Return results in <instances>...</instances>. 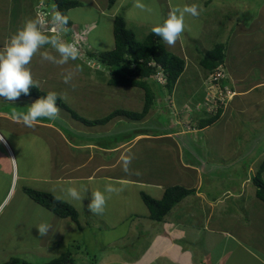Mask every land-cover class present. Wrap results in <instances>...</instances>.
I'll list each match as a JSON object with an SVG mask.
<instances>
[{"label":"rangeland","instance_id":"obj_1","mask_svg":"<svg viewBox=\"0 0 264 264\" xmlns=\"http://www.w3.org/2000/svg\"><path fill=\"white\" fill-rule=\"evenodd\" d=\"M142 2L150 7L152 11H141L133 6L128 11H122L118 14V16L123 18L126 16L127 19H124L126 27L135 34L139 41H144L147 38V34L152 32L153 25L162 22L171 7L196 5L199 10V16H185L186 27L179 39V42H181L179 48L183 46L189 52L190 50H196V57H199L195 58V60H198L203 58L214 47L225 45L228 51H226L224 63L229 69L224 71L234 73L232 77L230 76L231 79L229 78L231 83L224 90L216 92L213 86L218 82L213 81L212 84L210 76L212 73L206 72L201 67H199L201 69L197 70L187 68L172 93L164 89V95L156 97L155 105L151 109V115H148L140 122H132L123 118L122 122L119 121L117 124L115 122L116 125L110 122L111 124L108 127L102 125L85 126L74 120L68 112L60 109L59 120L57 119L56 125L62 124V130L65 131L66 138L73 142H79L84 147L83 152L85 155L81 154L82 150H80V154L77 153L79 158H83L82 163L86 164L85 169L80 173L90 175L89 170L93 169V166L96 169L109 165L106 169L110 168L109 171L100 169V172H96L93 182H75L70 185V187H75L80 191L83 197L81 202L72 199L67 194L69 187L62 188L60 184L57 186L54 182L41 180V178L49 179L52 177V168L46 163L52 152L50 144H47V147L45 144L44 147L41 142L42 138L41 141L37 142L35 134L32 133H24V135L20 136L18 139L21 147L16 148L19 178L16 177L12 180V175L11 173L9 174L10 170L6 167V162L3 160L0 162V205L2 206L0 209V236L7 235L1 237L0 248L5 258L9 257L10 254L15 255L17 253L12 250L13 248H22L20 246L29 242L31 243V250L26 260L31 262L42 259L39 260V263H42L47 261L45 259L58 258L62 248L66 245L63 254L71 253V260L75 264H168L165 256L167 254L170 256V250L165 239L169 235L172 237L173 233L170 229L169 232L162 229L163 223L161 227L159 225L157 230L154 231L153 227L156 228L158 224L150 220V212L144 204L141 194L146 193L153 198L158 197L161 191L157 190L155 186L148 185L149 183H162L168 177H171V181L183 179L181 170L183 168L179 164L178 157L180 152L177 153L178 149H176L177 142L182 144L183 139L180 135L177 136L170 133L178 129L179 132L184 131V134L190 135L194 141L190 147L184 144L182 153L183 164L193 158L192 152L196 154L199 161H202L203 157L207 155V137L200 134L194 137L192 131L198 128V123L201 119L213 116L219 108L223 109V114L231 113L230 101L232 99H228L230 92L227 91L244 92L251 101L253 98H258L260 99L259 102H261L260 91H253L255 88L251 89L250 87L255 85L253 82H257L259 79L260 82L263 81L262 70L248 69L247 71L246 69H240L234 71L230 67L233 66L234 62L238 63L240 61L238 55L241 54L244 47H250L253 44V40L259 38H251L246 35L257 36L250 33L257 30L264 35V29H262L264 28V0H216V3L211 4L213 12H208V14H205L203 6H198L199 2L197 0H142ZM220 3L222 4L221 10ZM9 4L11 3L7 1L5 7L0 11L5 10L4 12L8 14ZM108 5L109 1L106 6ZM11 7L12 4L10 9ZM23 8H20V14ZM94 10L95 6L91 0H81V6L68 11L66 17L73 25L76 23L81 31L86 32V44L90 47L89 52L96 57L100 53L111 51L115 48V37L114 20L107 17L99 18ZM15 19L13 21L14 31L22 25L21 19ZM139 23L141 24L139 25ZM87 24L89 25L85 26ZM94 25L97 26L95 27ZM48 33L50 32H46V34ZM185 33L189 34V41L184 38ZM259 39L262 40V38ZM63 40L68 41V39ZM69 40L71 41L72 39L69 38ZM161 42L168 51H175L176 46L169 47L163 40ZM46 50L48 53L56 55L51 46L47 45ZM260 51L263 53L255 51L252 59H250L252 61L263 60L264 51ZM194 65L195 63L192 62V66ZM234 65L236 64L234 63ZM98 66L95 61H82L78 58L74 61L70 60L64 65H56L43 59L39 54L35 65H33V61L28 65L33 79L38 83L37 87L40 90L59 95L74 112L88 120L104 118L117 109L142 110L144 105L143 91L136 88L110 86L109 72H104V68L101 70ZM69 72L73 74V77L71 82L66 84L63 76ZM200 72L202 75H200ZM206 84L209 86H205ZM156 93L159 92L156 90ZM193 95L194 98H192ZM168 96L169 99H167ZM236 98L241 100L240 97ZM28 99V101H25L26 103L15 102L14 104L5 99H0V111L1 109L7 111L14 117L26 114L28 106L34 102L33 100H36ZM192 99H195V101ZM174 107L177 109H174ZM231 108L233 109L231 113L233 119H236L235 122L239 125L237 132L242 135V139H245V141L241 140V142L247 144L248 147L245 149L246 156L244 155L242 159L237 161L233 173L224 166L222 171L223 179L216 180V172L221 174L220 171L216 170V167H212V169L206 168L209 178L213 181L211 180L207 183L205 190L206 192L210 191L209 194L213 195L223 191L222 184L224 188L232 190L238 184L240 177L247 173L249 162L263 155L261 152L264 150V128L262 131L251 129H254L255 126L258 128L263 127L264 108H259L250 115L241 117L237 116L239 112L235 108ZM5 120L3 119L2 121L6 124ZM110 130L113 131L111 134L108 132ZM135 135L147 137L137 138L131 147L120 149V151L103 150V146H116L126 139L134 138ZM212 135V138L217 136L215 134ZM247 138L249 140H246ZM65 148L67 149L66 146ZM77 155H71L67 161L79 164ZM122 155H130L132 157L128 172L122 169L120 160ZM59 158L60 156L58 155V163L63 161ZM249 158L251 159L249 160ZM62 159H64L63 156ZM263 159L261 160L263 161ZM261 160L257 163V169L262 163ZM23 176H27V179L23 178ZM103 176L105 179L101 180L103 178L100 179L99 177ZM109 177L113 179H115L114 177H118V179L128 178L127 180L130 181L126 183L111 182L108 180ZM68 178L72 181L75 175L72 173V175H68ZM136 179L137 182L145 184L131 182ZM106 184H111L120 189V191L112 194L105 193L107 197L105 211L99 215L93 214L87 207L91 202V193L95 190L103 191ZM23 188L49 192L65 202H72V206L79 213L81 228L69 218H61L64 220V222L62 221V230L68 229L69 232H64L59 227L57 229L54 227L52 231L49 230L51 232L47 236H40L38 228L35 226L43 222L50 224L52 217L45 213V210H47L45 208L42 209L41 216L38 215V207H36L38 204L23 192ZM161 188L164 189L163 186ZM8 193L9 196L7 197ZM189 200H192V198L190 197ZM182 206L183 203L179 208ZM179 208L177 207L175 211L173 209L172 212L177 214ZM51 214L55 216V214ZM28 215H30L32 220L24 232L23 226L27 224ZM181 217L183 218V216ZM11 224L16 227L20 226V229L16 230L19 235L11 236L7 234L6 226ZM101 227L103 231H105V228L110 230L106 233L107 235L110 233L109 236H113L112 239H117L116 236L124 238L126 234L129 237L126 240H122V244L114 246V249L107 251L108 249H104L106 248L104 241L107 238L105 234L102 235ZM158 231L160 234L164 232L160 240L155 237ZM81 232L87 234L88 237L83 236ZM62 236H64L65 241L59 240ZM74 236H78L77 240L73 238ZM54 239L58 243L47 244V241ZM36 249L43 251L45 254H34L33 251Z\"/></svg>","mask_w":264,"mask_h":264},{"label":"crops","instance_id":"obj_2","mask_svg":"<svg viewBox=\"0 0 264 264\" xmlns=\"http://www.w3.org/2000/svg\"><path fill=\"white\" fill-rule=\"evenodd\" d=\"M7 1H9L12 4V7L10 9L11 4H9L7 11L8 14L4 12L5 10L0 11V47H2L4 42L12 34L16 32L13 30L14 19L15 18L19 20L21 19L23 23V21L26 18H36L35 7L39 3V0H0V10H2L5 7V3ZM76 1H78L81 6V0H76ZM91 1L95 6L94 11L98 14L99 18L107 17L113 20L118 16L120 12L122 11L125 12L131 9L134 6V2H135V0H118L116 4L110 8L109 5L106 6L109 0H91ZM197 2H199L198 5L199 7L200 5L203 6V9H205L204 10L205 14H208V12L211 13L213 12V8L211 7V4L214 2L216 3V0H197ZM221 5L222 4L220 3L219 4L220 10L222 8ZM22 7L24 8L22 9V12L20 14L19 13L20 8ZM124 19H127L126 16H124ZM140 24L141 23H139V25ZM88 25L89 24L85 26ZM70 26L74 30L72 32L81 34L87 40L86 32L81 31V29H79L76 23L73 25L72 22L70 21ZM94 26L96 27L97 25ZM7 33H11V34L7 35ZM250 33L257 36H250V35H246V36L247 37L249 36L251 38L259 37L262 38V40L256 38V40H253L252 42L253 44L250 45L251 48L245 46L241 54L238 55L240 61L238 63L233 61L236 65H234L233 63V66H231L230 68L234 69V71L240 69L242 70L246 69L247 71L248 69L250 70L258 69V70H262L261 73L262 75H264V57L263 60L261 61L251 60L253 57V52L259 51V53H263L260 50L264 51V35L260 33L259 30L251 31ZM240 36H244V35H240ZM184 38L186 39V41H189L190 40L189 34L185 33ZM180 43L181 42H179L178 40L175 45L176 46L175 51H171V50L170 51L171 53L177 54L178 56L182 57L185 60L186 63L185 71L187 70V68H193L196 70L201 69L202 67L200 66V61L202 58L195 60V58L199 57V56L196 57L195 54L196 50H190L189 52L188 49L184 48L183 46L179 48ZM46 49H47V45L41 49V52H48ZM226 51H228V49H226ZM37 58H38V54L34 56L32 59L33 65H35V61ZM192 62L195 63L194 66H192ZM218 68L221 71H223V69L224 70L229 69L226 67L225 63ZM224 72L226 74V77L223 80H220L215 86H213V89H215L216 92H220L221 90H224L231 83L229 81V78L231 79L232 74L234 73L232 72L228 73L227 71ZM183 75L181 76V78L183 77ZM200 75H202L201 72ZM259 80L257 81L258 83L253 82V84L255 85H252V87L250 88L251 89L255 88L253 89V91L254 90L260 91L259 93L261 94L260 96L262 97L261 102H259L260 99L258 98H253L251 101L249 96H247V94L244 92L235 93V92L227 91L230 92L228 99H232L230 101V106L235 108V110L239 112L237 115L238 117H241L243 115L248 116L253 111L258 110L259 108L262 109L264 108V104H263L264 88H262L264 87V77H263V81L260 82ZM205 86H209V85L206 84ZM205 96L206 94L204 95V98ZM236 97H240L241 100H238ZM192 98H194V95L192 96ZM0 99L2 100L4 98H0ZM167 99H169V96L167 97ZM28 100L29 99H17L11 102L14 104L15 102L22 103ZM192 100L195 101V99ZM231 107H230L231 111L230 110L229 111L232 113L233 109ZM174 109L177 108L174 107ZM151 111L149 115H151ZM231 113L223 114L219 119V121L210 127H207L202 130L196 128L194 129V131H192L194 133V137H196L197 134H200L201 136L206 135L207 137V141H206V145L208 148L207 155L203 157L202 161H199L196 154L192 152L193 158L189 159V162L183 164L182 153L184 151V146H185L184 144L190 147L191 145H193L194 141L190 137V135L184 134L183 133L184 131L179 132V130L176 129L175 132L170 133L172 135H177V136L180 135V137H182L183 139L182 144L180 142H177V147H176V149H178L177 153L180 152L178 154V157H179V164L181 168H183L181 169L183 172V179L182 180L175 179L174 182L170 180L171 177H168L166 178L167 180L165 182L163 181L162 183L148 184L150 186H155L157 190L161 191V194L157 193L158 197H155V199H161L164 194L163 191H165L168 187L182 185L181 187L185 189L194 190L192 195L184 198L179 204H177L173 208L175 211V209L177 207L179 208L180 205L183 203V206L179 208L177 214H174V212H172L173 210L172 209L168 213V215L165 216L162 222L156 223L158 224L156 228L153 227L155 231L157 230L159 225L161 227V224L163 223L162 229H164L166 232H169L170 229L173 233L174 237L173 236L170 237L169 235V237L165 239V242L169 245L167 246L170 250V256H168V254L165 256L168 261L167 262L168 264H264V203L256 197V187L253 184V178L255 177L258 171L257 163L261 159H263L264 150L261 152L263 153L262 156L258 155L259 157H256L253 161L249 162V166L247 167V173L240 177L238 184L234 186L232 190L230 188H224L223 184H222L223 191L219 194L218 193H215L214 195L209 194L210 191L206 192L205 190V186L207 185V183L212 180L211 178H209V174L206 169L207 167L211 169L212 167H216V170L220 171L221 173L219 174L216 172L215 174L216 180L223 179L222 171L224 170V166L228 170H230L231 173H233V169L235 168V164L237 163V161L242 159L244 155L246 156L245 149H247L248 145L245 144L244 142H241V140L245 141V139H242L241 138L242 135H239V133L237 132V130H239L238 129L239 125L235 122L236 119L235 120L233 119ZM263 116H264V111H263ZM58 117L55 119H51L50 123H44L41 121V119H39L37 122H35L33 127H26L23 124V122L19 120L16 116L14 117V115H12L11 113L1 109L0 162L2 160L6 162V167L10 170L9 174L11 173L12 180L16 177L19 178V167L17 162L16 148L21 147L18 138L24 135V133L35 134V139L37 140V142L41 141L42 138L41 142L42 144H44V147L45 144L46 147L47 144H50L52 152L50 157H48V162L46 163L52 168V172H51L52 177L49 179L41 178V180H48V182L49 181L54 182L57 184V186H59L60 184L62 188H65V187H70V185H72L75 182H81V183L87 181L93 182L95 180L96 172H100L99 171L100 169L104 171H109L110 168L106 169V167H109V165H107L106 167L104 166L96 169L95 166H93V169L89 170L90 175H85L86 173L85 174L80 173L83 169H85L86 164L82 163L83 158L82 159L79 158L78 157L79 155H77V153L80 154V150H82L81 154L85 155V153L83 152L84 147H82L81 144H79V142H73L72 140L66 138L64 134L65 131L62 130L63 129V127L61 126L62 124L56 125ZM3 119H6L4 121L6 122V124L3 123L2 121ZM119 121L122 122L123 120L116 119V121H111V123L115 124L116 122L117 124ZM109 124L104 125V127H108ZM263 128H264V124L263 127L261 126L258 128L255 126V128L251 130L262 131ZM110 131H108L109 134L113 132ZM212 134L217 135L214 138H219V139L212 138L213 137ZM236 134L238 135L236 136ZM142 137L146 138L147 136L135 135L134 139L131 140L130 142L122 141V143L118 144L119 147L118 145L111 147L103 146V150L120 151V149L122 150L123 148L131 147L137 138H142ZM248 138L246 140H249ZM64 145L67 147V149L65 148ZM74 154H76L77 157L79 158V162H80L79 164L72 163L71 161H67V159L71 155L74 156ZM58 155L60 156L59 159L63 160V161H59V163L57 160ZM62 156L64 157V159H62ZM250 159L251 158H249V160ZM72 173L75 175V178L72 179L71 181L68 178V175L70 174L72 175ZM104 176L99 178L100 179L103 178L101 180H104L105 179ZM23 178L27 179V176H23ZM114 178L115 179L109 177L108 180L111 182L118 181L120 183H126L127 181H130L127 180L128 178L126 179L125 178L118 179V177H114ZM263 179H264V173H263ZM131 182L133 183L137 182V179ZM137 183L145 184L143 182H137ZM161 186H163L164 189H162ZM23 192L25 193V188H23ZM8 196L9 193L7 197ZM190 197L192 198V200H189ZM69 204L72 205V202H70ZM38 205L36 206L38 207V212H39L38 215L41 216V211H43L42 209H44V207L42 208L40 207L41 205L40 206ZM1 207L2 206L0 205V209ZM48 211L45 210V213H47V215L52 217V220L50 221V225H51L50 230L52 231L54 227L56 229L57 227H59V229L62 230L63 228L62 221L64 222V220H62L56 215L53 216L51 214L52 212L50 213ZM180 215L183 216V218ZM31 220L32 218L30 217V215H28V218L26 220L27 224L23 226L24 232L26 228L29 227ZM17 229H20V226L16 227L13 226L12 224L6 226L7 234L11 236L12 235L17 236L18 234L16 232ZM101 230H102V235L105 234L106 235L105 237L107 238L106 240L104 239L105 240L104 242L106 244L104 245L106 246V248L104 249L105 250L108 249L107 251L114 249L119 244H122L123 243L122 240L124 239L126 240L129 237V235L126 234V237L124 238H121L120 236L119 237L116 236L117 239H112L113 236L110 237L109 236L110 233H108V235L106 233L107 231H110L109 229L105 228V231H103L101 227ZM62 231L69 232L68 229ZM81 233L83 236L88 237L87 234H83L84 232ZM162 234H160L159 231L158 234H155L157 240H160ZM2 236H7V235H2ZM2 236H0V239ZM77 237L78 236H74L73 238L77 240ZM59 240L65 241L64 236H62V238ZM53 242L58 243V241H55L54 239L51 241H47V244H51ZM30 246L31 243L28 242L20 246L22 248L19 249L13 248L12 250H15L17 253L15 255L10 254V256L9 257L7 256L6 258L1 253L2 249L0 248V264H6L7 262L10 261V259L13 258L24 260L32 264H43L57 259V258L45 259L47 261L42 263H39V260L42 259H39L36 262L28 261L26 260V258L29 256L31 250ZM65 246L64 248H62L59 257L62 256L61 254H63ZM33 253L45 254L43 251L39 249L34 250Z\"/></svg>","mask_w":264,"mask_h":264},{"label":"trees","instance_id":"obj_3","mask_svg":"<svg viewBox=\"0 0 264 264\" xmlns=\"http://www.w3.org/2000/svg\"><path fill=\"white\" fill-rule=\"evenodd\" d=\"M118 0H109V7H113ZM55 7L66 17L68 11L78 8L80 3L76 0H52ZM70 25V21L67 20ZM115 48L111 51L100 53L97 61L106 66L110 73L109 85L112 87L136 88L144 92V105L140 111L117 109L106 117L97 120H88L74 112L63 99L56 94L57 106L59 109L68 112L71 117L84 124L85 126H104L118 118L129 121L140 122L149 114L155 105L156 97H161L164 89L172 93L185 72V60L177 54L168 51L161 42V37L151 32L144 41H139L135 34L130 31L125 24L122 16L114 20ZM226 57L225 45H218L208 51L200 61V66L208 71L214 72L218 67L224 64ZM156 62V66L152 62ZM157 65H160L166 75V83L159 84L153 77L157 73ZM156 90L159 93H156ZM49 92L40 90L38 87L30 88V94L21 96L18 99H38L46 97ZM2 98V97H0ZM223 114V109L219 108L217 112L208 118L201 119L198 123V129L202 130L214 125L219 121ZM17 118L19 115L16 116ZM44 123H50L51 119L41 118ZM126 139L128 142L133 140ZM264 160L253 178V184L256 187V197L264 203ZM161 199H155L146 193L141 197L149 210V218L153 222L160 223L165 216L184 198L193 194L194 190H188L181 186L168 187ZM25 193L37 204L46 208L60 218L74 221L80 227L79 213L71 204L57 199L51 193L37 191L25 188ZM81 228V227H80ZM71 253H65L61 257L43 264H75L71 260ZM6 264H32L20 259H10ZM87 264V263H86Z\"/></svg>","mask_w":264,"mask_h":264},{"label":"clouds","instance_id":"obj_4","mask_svg":"<svg viewBox=\"0 0 264 264\" xmlns=\"http://www.w3.org/2000/svg\"><path fill=\"white\" fill-rule=\"evenodd\" d=\"M40 1L41 0H39V3ZM45 5L50 12H54L51 14L50 20L48 19L47 13H36V6V18H26L16 32L4 42L2 47H0V97L7 101H15L21 94L29 95L30 88L38 86V83L34 81L31 70L28 67L33 57L37 54L56 65H64L70 60L74 61L77 58L86 61V59H81L79 57V50L72 43L75 38L80 42L81 49L87 54L88 60L95 61V63L99 65L98 68L101 70L104 68V72L108 71L106 66L97 61L99 55L94 57V55L89 52L90 47L87 46L86 39L83 38L81 34L72 32L74 30L67 24V17L60 13V10L55 7L52 0H45ZM134 8L141 11H152L142 0H135ZM186 15L198 17V7L194 4L184 5L183 7H171L163 21L154 24L151 31L161 37L166 45L174 47L185 31ZM46 32L50 33L46 34ZM69 38L72 40L70 41ZM63 39H68V41H64ZM46 45L51 46V49L56 55H52L48 52H41V49ZM151 64L156 66V62L154 61ZM157 68V73L153 78L164 86L166 83V75L160 65H157ZM218 72L222 73L224 78L226 77L224 69L221 71L217 68L214 72H211V79ZM72 77L73 74L71 72L64 75V83H70ZM159 78H162V80L160 81ZM224 78H220L217 82ZM56 100L57 97L55 93H49L46 97L38 98L28 106L27 113L19 116L18 119L21 120L26 127H33L35 122L41 118L55 119L60 114V109L57 106ZM120 160L123 171L128 172L132 157L130 155H122ZM119 191L120 189L111 184H106L103 191H93L91 193V202L87 206L88 210L93 214H102L105 211L107 201L105 193L112 194L118 193ZM67 194L74 200L82 201L83 197L80 191L75 187H69L67 189ZM57 199H59V197ZM35 227L38 228L39 234L42 237L47 236L51 229V225L46 222L40 223Z\"/></svg>","mask_w":264,"mask_h":264},{"label":"built area","instance_id":"obj_5","mask_svg":"<svg viewBox=\"0 0 264 264\" xmlns=\"http://www.w3.org/2000/svg\"><path fill=\"white\" fill-rule=\"evenodd\" d=\"M36 13H47L48 14V19H51V14H53L54 12H50V10H48L47 6L45 5V0H41L40 3L38 4V6L36 7ZM79 50V57L81 59H86L88 60V56L85 53V51L83 49H81V45L80 42L75 38L74 41L72 42ZM160 74V73H159ZM224 75L222 73H217L216 75H214V77L212 78L213 81H217L220 78H222ZM160 81L162 80V78H159Z\"/></svg>","mask_w":264,"mask_h":264}]
</instances>
